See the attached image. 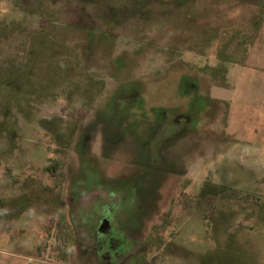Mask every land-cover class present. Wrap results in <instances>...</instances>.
Masks as SVG:
<instances>
[{
    "label": "rangeland",
    "instance_id": "obj_1",
    "mask_svg": "<svg viewBox=\"0 0 264 264\" xmlns=\"http://www.w3.org/2000/svg\"><path fill=\"white\" fill-rule=\"evenodd\" d=\"M0 264H264V0H0Z\"/></svg>",
    "mask_w": 264,
    "mask_h": 264
},
{
    "label": "water",
    "instance_id": "obj_2",
    "mask_svg": "<svg viewBox=\"0 0 264 264\" xmlns=\"http://www.w3.org/2000/svg\"><path fill=\"white\" fill-rule=\"evenodd\" d=\"M231 93H232V90L230 89L213 86L211 87V90H210V97L213 99H219V100L226 101L230 98Z\"/></svg>",
    "mask_w": 264,
    "mask_h": 264
},
{
    "label": "trees",
    "instance_id": "obj_3",
    "mask_svg": "<svg viewBox=\"0 0 264 264\" xmlns=\"http://www.w3.org/2000/svg\"><path fill=\"white\" fill-rule=\"evenodd\" d=\"M41 20H42V21H46L47 19H46L45 17H42ZM13 24H15V23H12L11 26H13ZM5 27L7 28V27H9V26H8L7 24H5ZM52 166H53V165H52ZM51 168H54V166L51 167ZM58 224H59V227H60V226H61V223L59 222ZM58 239H59L60 241L64 240V238H60V237H58ZM67 239H68V238H67ZM67 239H66V240H67ZM68 240H69V239H68ZM70 240H71V239H70ZM117 244H118V246H119V245L122 246V243H121L120 240H118V243H117Z\"/></svg>",
    "mask_w": 264,
    "mask_h": 264
}]
</instances>
